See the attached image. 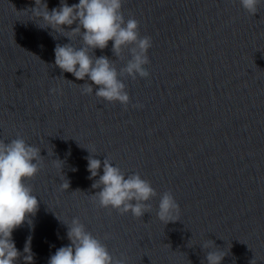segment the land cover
<instances>
[{
    "label": "water",
    "instance_id": "obj_1",
    "mask_svg": "<svg viewBox=\"0 0 264 264\" xmlns=\"http://www.w3.org/2000/svg\"><path fill=\"white\" fill-rule=\"evenodd\" d=\"M59 2L47 0L49 10ZM31 7L0 0V139L22 137L42 156L28 181L39 202L34 230L27 222L14 230L17 249L32 235V264H48L70 243L59 219L78 217L127 264H207L208 240L226 254L221 264H264V2L253 15L239 0H124L125 19L152 38L150 76L121 77L127 108L81 94L85 81L54 63V48L70 39L20 12ZM95 55L118 70L131 58L116 57L112 41ZM84 147L150 181L151 211L136 218L98 207ZM165 191L180 205L167 225L156 217Z\"/></svg>",
    "mask_w": 264,
    "mask_h": 264
},
{
    "label": "clouds",
    "instance_id": "obj_2",
    "mask_svg": "<svg viewBox=\"0 0 264 264\" xmlns=\"http://www.w3.org/2000/svg\"><path fill=\"white\" fill-rule=\"evenodd\" d=\"M262 2L264 0H239L242 7L253 15L257 12V4ZM123 3L124 0H78V3L69 6L67 0H60L58 7L49 10L47 0H34L35 7L20 12L32 17L30 20H35L39 28H51L53 33L70 39V43L56 45L54 63L62 73H70L76 80L85 81L80 85L82 95L94 94L110 103L119 102L127 108L130 96L121 77L135 80L150 76L145 66L150 63L148 52L152 47V38L140 36L138 20L125 19ZM74 24L76 26L71 27ZM65 26L70 30H66ZM72 36H78L82 44L76 46ZM109 41H112V51L116 57L122 58L125 50L130 53L131 58L119 70L109 57L95 55V49L107 48ZM50 92L57 94L60 90L52 88ZM134 107L142 108L143 105ZM86 149L90 153L85 157L87 171L90 173L89 179L94 181L91 187L98 189L91 196L98 207L115 209L121 215L131 213L136 218H142L151 211L150 201L158 193L150 181L139 172L126 174L110 158L105 157L101 161L95 158L93 149ZM40 152L41 148L19 136L10 142L0 139V264H17L18 261L32 264L34 260L32 235L26 238L21 252L16 247L13 232L25 222L30 231L34 230L31 217L38 211L39 202L28 181L40 171ZM56 166L62 170L63 164ZM100 169L103 174H100ZM72 171L77 169L73 168ZM62 181L60 187L69 189L70 183L64 176ZM179 214L180 205L174 195L171 191H165L159 197L157 219L167 225L178 221ZM59 220L66 225L70 243L57 248L48 264H127L123 256L114 258L102 239L90 232L78 217L70 221ZM108 238L106 234L104 239ZM213 245L211 240L201 244L204 249H210L206 255L207 264H221L226 254L213 248Z\"/></svg>",
    "mask_w": 264,
    "mask_h": 264
}]
</instances>
